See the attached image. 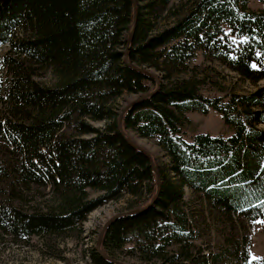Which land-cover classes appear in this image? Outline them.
<instances>
[{
	"label": "trees",
	"instance_id": "16d2710c",
	"mask_svg": "<svg viewBox=\"0 0 264 264\" xmlns=\"http://www.w3.org/2000/svg\"><path fill=\"white\" fill-rule=\"evenodd\" d=\"M254 1L262 9H253L250 0H134L136 23L125 61L134 16L130 0H0V46L8 45L0 64L11 85L7 107L21 117L0 119V130L20 152L22 181L47 184L53 192L45 210L24 212L0 203V229L29 241L77 230L91 212L125 194L142 201L127 211L150 203L155 173L118 130L125 106L115 101L124 93H153L124 113L122 128L127 138L135 133L153 141L167 162L153 159L160 188L152 206L119 217L105 230L106 255L143 263L221 264L220 255H200L196 247L197 207L185 200V188L200 200L203 213L217 211L264 228V86L225 99L206 97L188 65L201 54L253 84L264 80V0ZM18 29L30 35L18 37ZM25 61L32 71L23 67ZM34 68L48 69L56 84L34 82ZM210 110L232 129L231 136L186 139L184 115ZM89 189L100 194L90 198ZM235 252L236 264H264L246 251ZM90 260L114 264L96 248Z\"/></svg>",
	"mask_w": 264,
	"mask_h": 264
},
{
	"label": "rangeland",
	"instance_id": "374dc122",
	"mask_svg": "<svg viewBox=\"0 0 264 264\" xmlns=\"http://www.w3.org/2000/svg\"><path fill=\"white\" fill-rule=\"evenodd\" d=\"M185 0H170L175 5ZM253 9H262L263 6L250 0ZM172 21V20H169ZM162 25L160 24V27ZM24 29H18L16 36H29ZM8 50V45L0 46V57ZM189 71L201 79V92L206 97L226 98L230 94H248L257 87L264 86V80L253 84L240 78L215 61L205 59L198 54L189 64ZM27 72L32 71L27 61L23 62ZM35 69V68H34ZM32 80L42 87H52L56 78L46 68H37ZM10 74L8 69L0 64V119L9 117L12 120H21L20 116L13 117L8 110L7 91L10 88ZM137 95L124 93L115 101L116 107H124ZM33 112L31 111V114ZM95 127L101 128L103 122H90ZM3 124V123H2ZM183 132L186 139L195 134H209L227 138L231 136L232 129L225 126L221 116L210 110L207 115L199 113H186L184 115ZM63 133L68 136L71 131L64 127ZM131 139L147 150L157 164L167 162V157L151 140L139 138L135 133H130ZM86 138V136H83ZM19 151H13L9 138L0 130V167L5 175L0 178V203L26 212L45 210L51 204L53 192L49 185H35L29 181H22L19 173L21 163ZM184 197L193 207H197V217L194 219L195 227L199 233L196 247L203 254H218L221 264H236V248L246 251L250 260L264 259V228L256 223L236 218L227 219L219 212L203 213L200 200L187 188ZM90 198L100 193L88 190ZM125 194L122 198L109 202L91 212L85 222L77 230L67 231L62 235H44L32 237L29 241L6 234L0 229V264H92L90 254L96 246L97 236L108 219L112 216L127 211L129 206H139L137 201ZM136 202V203H135ZM255 257V259H253ZM118 259L125 264H161L160 262L143 263L135 258L118 254ZM242 264V263H239Z\"/></svg>",
	"mask_w": 264,
	"mask_h": 264
},
{
	"label": "water",
	"instance_id": "95a60500",
	"mask_svg": "<svg viewBox=\"0 0 264 264\" xmlns=\"http://www.w3.org/2000/svg\"><path fill=\"white\" fill-rule=\"evenodd\" d=\"M133 4V12H134V16H133V26H132V30L131 32L129 33L128 35V38H127V41H126V45H125V49H124V59L125 61H127V58H128V48L130 47V44H131V41H132V35H133V31H134V27H135V23H136V7H135V2L134 0H130ZM132 69H135L137 71H140V72H144V73H147L145 70L143 69H140V68H137L136 66L134 65H129ZM151 75V74H150ZM155 92V91H154ZM153 93H149V94H146L140 98H136L134 100H132L130 103H128L123 111L120 113L119 115V119H118V130L120 132V134L122 135V137H124L126 139V142L131 145L135 150L139 151V152H143L148 161H149V165L152 169V171L155 173V176H156V186H157V190H156V193L153 197V199L150 201V203L148 205H146L145 207H143L142 209H135V210H128V211H124V212H121V213H118L114 216H112L110 219H108L106 221V223H104V225L102 226L98 236H97V240H96V251L97 253L99 254L100 257H102L103 259L107 260V261H111L113 262L114 264H125L124 262H121L120 260H117L115 258H112L108 255H106L102 250H101V242H102V237H103V234L105 232V230L107 229V227L113 222L115 221L116 219H118L119 217L121 216H125V215H133V214H137V213H142L144 211H146L149 207L152 206V204L154 203V201L156 200V198L158 197V193H159V188H160V182H159V178H158V175H157V169H156V166H155V163H154V160H153V157L152 155L147 151L145 150L144 148H142L140 145H138L135 141H133L132 139L130 138H127L126 137V134L122 128V117L124 115V113L131 107H133L136 103L140 102L141 100H144L148 97H150Z\"/></svg>",
	"mask_w": 264,
	"mask_h": 264
},
{
	"label": "snow or ice",
	"instance_id": "6c2138e0",
	"mask_svg": "<svg viewBox=\"0 0 264 264\" xmlns=\"http://www.w3.org/2000/svg\"><path fill=\"white\" fill-rule=\"evenodd\" d=\"M262 223H264V221H262ZM253 259H255V257H253ZM249 264H250V262H249Z\"/></svg>",
	"mask_w": 264,
	"mask_h": 264
}]
</instances>
